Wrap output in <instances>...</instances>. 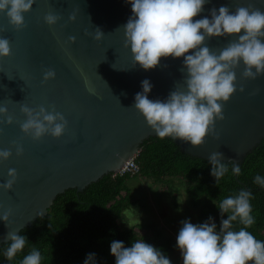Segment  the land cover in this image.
<instances>
[{
  "label": "water",
  "instance_id": "water-1",
  "mask_svg": "<svg viewBox=\"0 0 264 264\" xmlns=\"http://www.w3.org/2000/svg\"><path fill=\"white\" fill-rule=\"evenodd\" d=\"M221 4L231 11L248 4L264 11V0H211L193 19ZM49 13L58 16L53 25L44 19ZM23 15L24 26L17 29L0 12V37L10 43V54L0 57V106L7 108L0 116L5 121L0 123V150L12 153L0 161V183L9 179V169L17 173L12 189L0 188V215L10 213L7 221L0 220V247L8 232H20L44 217L59 194L69 188L82 191L118 173L139 154L145 139L156 136L134 107L143 79L153 84L150 99L186 90L183 57H161L148 70L134 64L122 28L131 15L126 0H35ZM97 27L104 32L101 40L94 39ZM234 38L211 37L205 44L219 53ZM48 69L56 75L44 80ZM243 70L241 63L235 70L236 90L221 102L223 118L214 120L201 145L167 137L193 156L208 159L220 152L222 161L241 163L264 138V74L245 78ZM23 105L61 112L68 121L63 135L39 140L26 135L20 127L26 120ZM16 144L23 147L20 155Z\"/></svg>",
  "mask_w": 264,
  "mask_h": 264
},
{
  "label": "clouds",
  "instance_id": "clouds-1",
  "mask_svg": "<svg viewBox=\"0 0 264 264\" xmlns=\"http://www.w3.org/2000/svg\"><path fill=\"white\" fill-rule=\"evenodd\" d=\"M35 0H0V12H5L9 23L17 29L24 26V13L28 12ZM131 5V15L122 26L125 47H129L134 64L148 70L160 64L161 57L180 58L187 75L186 90L175 89L161 99H150L153 84L148 78L141 81V91L134 96V107L145 118L155 134L164 138H179L192 146L204 142L206 134L212 131L214 120L222 119V101H227L236 90V68L243 63L242 76L255 79L264 74V11L253 7L239 6L231 11L228 5L209 9V15L198 16L204 5L211 0H126ZM46 23L53 25L58 16L47 14ZM70 19H75L74 16ZM94 39L101 40L104 32L97 27ZM3 29L0 28V31ZM243 30V32H242ZM235 37L219 53L210 50L205 40L211 37ZM74 40L75 38H70ZM10 54V43L0 37V57ZM56 75L53 69L44 73V80ZM243 91V86L240 88ZM26 120L21 130L34 140L44 135L59 138L65 132L68 121L56 111L39 109L26 105L21 107ZM7 114V108L0 106V116ZM6 122L12 123L7 116ZM0 123H5L0 120ZM23 147L16 144L17 155ZM11 150H0V161L11 156ZM223 154L214 152L208 157L210 175L216 184L228 171V162H222ZM136 157V156H135ZM231 162L232 173L239 175L241 167ZM6 182L0 188L10 190L16 181L15 169L8 170ZM254 183L264 187V176L257 173ZM250 189L241 188L238 193L223 198L217 206L220 226L217 230L215 218L211 215L202 223L190 219L181 221L176 236V247L180 250L183 264H264V240L257 239L247 230L255 222L252 213ZM227 214L226 218L224 214ZM9 212L0 215L7 221ZM245 227L233 228V222ZM8 246L4 255L12 260L21 252L28 238L21 232L6 234ZM110 254L115 264H173L162 247H157L144 239H135L129 246L124 241L113 239ZM41 252L33 248L23 256L20 264H41ZM83 264H98L96 253L89 252Z\"/></svg>",
  "mask_w": 264,
  "mask_h": 264
},
{
  "label": "trees",
  "instance_id": "trees-1",
  "mask_svg": "<svg viewBox=\"0 0 264 264\" xmlns=\"http://www.w3.org/2000/svg\"><path fill=\"white\" fill-rule=\"evenodd\" d=\"M135 161L139 166L138 173L110 172L82 191L69 188L59 194L44 217L37 218L20 231L28 241L12 260L4 255L8 242L1 245L0 264H20L23 256L33 248L41 252V264H83L89 252L96 253L98 264H115V257L110 254L113 239L124 241L125 246L135 239H144L162 247L176 264L177 260H173V252L178 249L176 242L171 237L164 238L163 231L154 222L122 226L125 211L138 203L128 183L140 177L167 186L170 193L173 182L179 180L197 210L199 222L211 215L218 230L221 214L217 206L220 201L238 193L241 188L250 189L253 193L251 214L255 222L247 230L257 239L264 240V187L254 183L257 173L264 176V138L239 163V175L232 173L230 161H222L228 162L229 171L217 184L210 175L208 159L184 152L170 137L156 135L145 139ZM240 227L245 226L239 220L233 222L234 229Z\"/></svg>",
  "mask_w": 264,
  "mask_h": 264
},
{
  "label": "rangeland",
  "instance_id": "rangeland-1",
  "mask_svg": "<svg viewBox=\"0 0 264 264\" xmlns=\"http://www.w3.org/2000/svg\"><path fill=\"white\" fill-rule=\"evenodd\" d=\"M128 186L138 198V203L125 211L122 221L124 228L138 223L154 222L157 228L163 231L164 238L171 237L176 242V236L182 226L181 221L190 219L193 223H200L197 210L191 205L185 186L179 180L173 182L171 193L167 186L155 184L142 177L131 179ZM173 260H177L176 264L183 263L179 249L173 252Z\"/></svg>",
  "mask_w": 264,
  "mask_h": 264
},
{
  "label": "built area",
  "instance_id": "built-area-1",
  "mask_svg": "<svg viewBox=\"0 0 264 264\" xmlns=\"http://www.w3.org/2000/svg\"><path fill=\"white\" fill-rule=\"evenodd\" d=\"M139 166L135 161V157L130 158L119 170L118 173L135 174L138 173Z\"/></svg>",
  "mask_w": 264,
  "mask_h": 264
}]
</instances>
